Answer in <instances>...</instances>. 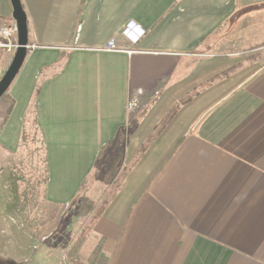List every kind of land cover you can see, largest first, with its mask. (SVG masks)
<instances>
[{
	"label": "crops",
	"instance_id": "0c3cea01",
	"mask_svg": "<svg viewBox=\"0 0 264 264\" xmlns=\"http://www.w3.org/2000/svg\"><path fill=\"white\" fill-rule=\"evenodd\" d=\"M21 2L33 48L0 101V151L35 129L46 200L70 207L147 145L71 264H264V0ZM12 15L0 0V27Z\"/></svg>",
	"mask_w": 264,
	"mask_h": 264
},
{
	"label": "rangeland",
	"instance_id": "374dc122",
	"mask_svg": "<svg viewBox=\"0 0 264 264\" xmlns=\"http://www.w3.org/2000/svg\"><path fill=\"white\" fill-rule=\"evenodd\" d=\"M256 45L257 41H248L247 48ZM13 57L14 54L4 51L0 54V80ZM22 140L18 152L0 151V264H70L72 260L78 261L79 248L90 234L89 231L84 233V225L110 186L112 177L129 166L124 161L125 153L121 154V167L109 168L102 174L104 181L98 182L96 178L103 163L94 170L82 199L75 205L54 207L45 197L46 153L40 136L30 128Z\"/></svg>",
	"mask_w": 264,
	"mask_h": 264
},
{
	"label": "trees",
	"instance_id": "16d2710c",
	"mask_svg": "<svg viewBox=\"0 0 264 264\" xmlns=\"http://www.w3.org/2000/svg\"><path fill=\"white\" fill-rule=\"evenodd\" d=\"M219 79L220 78L218 77L217 80H219ZM211 84H206V85H203V86L199 87L198 89L194 90L192 93L187 95L184 99H182L177 105H175L173 110L168 115L167 119L154 132V135L151 137L150 141L158 136V134L165 127L166 122H168L170 120L171 116L174 115V113L178 110V108L181 105H183V104L187 103L188 101H190L195 95H197L199 92H201L202 90H204L205 88H207ZM146 148H147V145H145L143 147V149L140 152L137 153V155L134 157V159L132 160V162L129 164L128 167L123 168L116 175V177L114 178V180L111 182L110 186L108 187L107 191L100 198L99 202L94 206V208H93V210L91 212V215H90V219L84 225V230H85L84 233H86L88 231L90 232L93 229L96 221L99 220V218L104 214V212L106 211L108 205L112 202V200L115 198V196L118 194V192L121 190V188L123 187L124 183L126 182L128 176H129V174H130V172L132 170V167L137 163V161L144 154ZM81 192H83V188H82Z\"/></svg>",
	"mask_w": 264,
	"mask_h": 264
},
{
	"label": "water",
	"instance_id": "95a60500",
	"mask_svg": "<svg viewBox=\"0 0 264 264\" xmlns=\"http://www.w3.org/2000/svg\"><path fill=\"white\" fill-rule=\"evenodd\" d=\"M13 20L18 30V48L6 73L0 80V101L20 73L29 52L28 18L21 0H10Z\"/></svg>",
	"mask_w": 264,
	"mask_h": 264
},
{
	"label": "built area",
	"instance_id": "2783aa9c",
	"mask_svg": "<svg viewBox=\"0 0 264 264\" xmlns=\"http://www.w3.org/2000/svg\"><path fill=\"white\" fill-rule=\"evenodd\" d=\"M128 34L134 33L141 37L144 34V30L141 26L137 24H132L128 27L127 30ZM18 48V30L15 23L12 25H7L0 27V50L8 53V54H15ZM29 45V49H31ZM108 52H126L128 54L134 53L133 51L126 50L124 48H121L117 45L116 42H110L104 49ZM74 262H77V260H74ZM71 264V263H70Z\"/></svg>",
	"mask_w": 264,
	"mask_h": 264
}]
</instances>
